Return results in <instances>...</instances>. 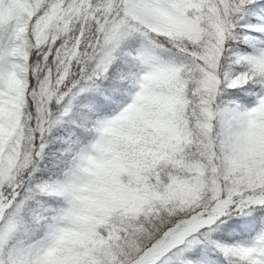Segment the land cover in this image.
Wrapping results in <instances>:
<instances>
[{
    "label": "snow or ice",
    "instance_id": "1",
    "mask_svg": "<svg viewBox=\"0 0 264 264\" xmlns=\"http://www.w3.org/2000/svg\"><path fill=\"white\" fill-rule=\"evenodd\" d=\"M0 264H264V0H0Z\"/></svg>",
    "mask_w": 264,
    "mask_h": 264
}]
</instances>
